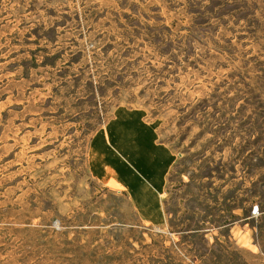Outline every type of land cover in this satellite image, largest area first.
<instances>
[{"label": "rangeland", "instance_id": "1", "mask_svg": "<svg viewBox=\"0 0 264 264\" xmlns=\"http://www.w3.org/2000/svg\"><path fill=\"white\" fill-rule=\"evenodd\" d=\"M0 264H264V0H0Z\"/></svg>", "mask_w": 264, "mask_h": 264}, {"label": "crops", "instance_id": "2", "mask_svg": "<svg viewBox=\"0 0 264 264\" xmlns=\"http://www.w3.org/2000/svg\"><path fill=\"white\" fill-rule=\"evenodd\" d=\"M114 126L117 128H122L125 126V124L116 123L114 124ZM114 137L115 134H112L111 139H113V141H114ZM120 143L121 142L119 140H116V145L114 142V147L112 149H107L103 146H99L98 143L97 146H95L94 150H92V152H94L97 157V160H95L94 162H97L98 165L101 164L110 175H123L126 173L132 175L131 185L129 184V186L131 187L137 186L139 188L140 187L146 188L144 186L145 180L143 176H142L143 181H141L140 177L135 172L134 174L131 173V170L137 172L139 171V169H144V170L146 169L148 171V174L144 176L145 179L155 182L156 179L158 178V175H156L155 173H151V171H149V169H151L155 165V161L151 160L149 162L147 161L146 163H144L141 160L143 156L138 155V149L136 144H132L128 147V149H126L125 146L121 145ZM119 151L128 153V156L130 157L129 159L130 163L128 166L126 163H122L121 154L119 153ZM106 154L108 158L104 160V158H106ZM93 164L95 165V163Z\"/></svg>", "mask_w": 264, "mask_h": 264}]
</instances>
